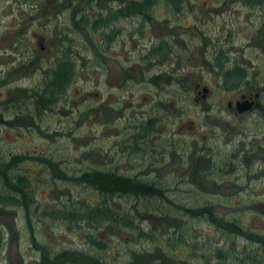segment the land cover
<instances>
[{
	"label": "rangeland",
	"instance_id": "rangeland-1",
	"mask_svg": "<svg viewBox=\"0 0 264 264\" xmlns=\"http://www.w3.org/2000/svg\"><path fill=\"white\" fill-rule=\"evenodd\" d=\"M67 3L71 2L0 0V162L16 154L24 156L11 167V173L21 172L28 178V220L34 240L56 252L74 249L98 254L103 264H137L132 258L136 253L162 264H239L237 252L251 256L261 245L252 237L248 240L223 232L219 219H232L240 230L264 236V111L237 113L233 106L239 94L256 88L262 89L264 100L260 8L241 0H183L175 11L156 2L146 22L138 15L125 16L88 38V33L73 30L70 20L71 11L78 13L86 6L79 3L65 8ZM118 4L96 0L89 11ZM106 30L114 31L115 37L104 47ZM65 32L73 40L72 50L77 51L76 76L51 108L45 107L42 113L30 110L29 94L42 78L41 61L49 60V46ZM163 39L171 49L165 59L159 53L148 54ZM85 43L89 47L84 48ZM220 50L228 64L241 65L248 76H254L252 89L221 86L219 72L206 65ZM29 61L32 64L27 66ZM150 113L159 117L152 135H156V153L158 141L176 144L175 152L155 155L164 158L157 169V162L125 147L133 121ZM252 134L258 137L261 157L260 148L254 156L247 146ZM239 138L246 143L242 158L253 169L237 167L227 158L221 165L219 157L237 149ZM194 144L206 149L214 161L210 170L217 173L216 184L198 182L189 190L186 183L177 182L173 189L176 178L171 174L183 173L188 167L180 155ZM37 154L42 160L31 158ZM45 159L57 162L69 175L105 167L140 180L155 177L166 182L169 189L164 197L150 203L134 195L106 196L108 206L129 211L163 246L139 239L117 223L96 225L86 218L76 222L54 217L51 208H85L103 196L84 184L55 179ZM168 201L208 205L215 217L185 215ZM136 211L140 217L134 215ZM30 227L21 206L0 205V264H39V251L29 241ZM87 235L105 243L104 247L97 248ZM219 248L223 256L217 258L214 252ZM243 264H253L252 259ZM254 264H264V251H259Z\"/></svg>",
	"mask_w": 264,
	"mask_h": 264
},
{
	"label": "trees",
	"instance_id": "trees-1",
	"mask_svg": "<svg viewBox=\"0 0 264 264\" xmlns=\"http://www.w3.org/2000/svg\"><path fill=\"white\" fill-rule=\"evenodd\" d=\"M28 1V0H23ZM96 0H69L71 3L64 4L65 8L72 7L73 5L83 4L81 10L76 13L74 9L71 11V24L73 25V30L75 32H86L89 37L90 34H93L97 30H104V28L109 27L114 24L116 19L125 18V16L132 17L135 15L140 16L142 23L146 22L150 16V13L153 9V6L156 2H163L164 5H169L170 8L177 11L179 9L181 2L183 0H116L118 1V6L111 8L107 7V9L98 10L95 13L89 11L91 5ZM97 1H105V0H97ZM246 5H254L259 7L262 12V21L264 22V0H241ZM77 14V15H76ZM262 28L264 29V23ZM76 32V33H77ZM104 32V31H102ZM115 37V32L106 30L105 35L103 37L104 42L103 46H107L108 42L112 41ZM63 39V41H61ZM91 40V39H89ZM63 42V44H62ZM93 42V41H92ZM73 40L67 32L63 33L62 38H58L53 40V44L49 46V52H51L49 60L47 59L41 61L43 67L39 66L42 73L41 81L38 82L39 86L35 87L29 95L31 98V102L29 103V109L36 110L39 113H42L45 107L51 108L55 105L56 101L60 98L61 94L66 91L67 86L70 84V81L73 80L76 76V65L78 59L75 55L77 51H73ZM168 42L163 39L160 40L157 45L152 46L149 50L148 54L151 56L159 55L162 60L165 59V56L171 51L170 46H168ZM84 48L89 47L87 43H85ZM83 59V58H82ZM79 60L80 62L82 61ZM226 55L220 50L217 52V56L214 58L213 62H207L206 65H209L211 68L218 71L221 78V86H223L226 90H232L234 88H239L240 86L247 85V88L252 89L255 84L254 76H248L246 74L245 67L231 63H227ZM211 63V64H210ZM27 66L32 64V61H29ZM176 80H179L176 77ZM158 116L154 113H150L145 118L137 120H132L131 129L128 131L129 134L127 136L128 140L126 141L125 147L129 149V152H140L141 155H146L150 162H157V165H154L157 169V166L162 165V158H157L155 155L161 156L162 151H169L171 153L175 152V145L166 144L164 141L159 142V152L156 153L155 149H157V145L155 141V136H152L155 126L158 123ZM158 134V133H157ZM236 150H232L230 154H226L224 157H219L220 161H222L221 165H224L227 158L230 162L236 164ZM151 156V157H149ZM210 155L206 149H202V146H197V144L189 145V148L184 149L182 155H180V160L183 164H187L188 167L184 169L183 173H174L171 174V177H175L176 179L173 189L176 188V184L183 183L187 184L190 190L191 188H196L195 184H206L209 183L211 186L216 184L215 177L217 173L212 172L210 168H213L214 161L209 158ZM31 158L33 159H41L40 155H34ZM203 158V160H201ZM24 159V156L20 154H16L11 156L7 161L0 162V177L2 181L3 189L0 190V205L2 207L5 206H21L24 211L25 220L30 227V222L28 220L29 216V207H30V195H29V181L28 178L25 177L21 172L11 173V167L14 166L17 161ZM194 159L196 161H194ZM47 161V162H46ZM194 161V162H193ZM42 162V161H41ZM46 167H49L55 179H63L65 182L74 181V183L80 185L84 184V186L92 188L97 195L103 196L100 201H94L91 205H84L85 208H77L74 205L71 206L70 209H66L63 207L51 208L54 210V217L63 216L66 219L74 218L76 222L82 220V218H86V220H94L93 222L96 225L101 224L103 222L107 223H117L119 228L126 227L139 239H149L150 242L154 245H162L161 242L151 235L147 230H143L139 219H135L129 211L126 209L118 210L117 207L108 206L107 197L110 196L112 198V194L127 196H136L137 198H143L144 202L150 203L152 199L162 198L164 197V191L168 188L166 182H160L157 178L153 177L152 180H140L137 179L136 176H128L126 174H120L115 171V169H106L105 167L101 168H90L89 170H81L79 174H68L63 167L58 166L59 164L52 159H45ZM193 162V163H192ZM192 163V164H191ZM160 177V175H157ZM234 185V184H233ZM178 188V187H177ZM110 199V198H109ZM168 199V198H166ZM143 202V203H144ZM174 208H177L180 213L190 214L191 217H197L199 215L204 216L205 214H209L211 217H215L211 215L209 211V206L200 205L196 203H192V205H185L184 203H180L179 201L173 203L168 201ZM169 212H165V216H169V218L174 217L173 215L168 214ZM158 214V213H157ZM135 216L140 217L138 211L134 212ZM149 216L155 217V214H148ZM161 215V214H159ZM222 231L227 234H233L237 236H243L244 238H248L250 240L251 234L249 232H244L240 230V225L233 221L222 220ZM30 227V239L33 245L39 251V264H63V263H78V264H103L100 261L98 254H89L87 251H77V250H66L56 252L55 250H51V248L45 243H37L34 240L33 232ZM149 230V229H148ZM88 241L92 244H95L97 248L104 247L105 243L99 241L98 239L92 237L91 235L86 236ZM154 245V246H155ZM163 246V245H162ZM161 246V247H162ZM159 247V246H158ZM219 248L215 251V256L217 258L222 257L223 254L220 252ZM237 252V250H236ZM137 256L141 255V253H136ZM134 254V255H136ZM240 257L237 256V261L239 264L250 263L252 257L246 256V253H238ZM133 256V255H132ZM131 256V257H132ZM132 257L138 261L137 264H162L161 262L151 261L148 257Z\"/></svg>",
	"mask_w": 264,
	"mask_h": 264
},
{
	"label": "flooded vegetation",
	"instance_id": "flooded-vegetation-1",
	"mask_svg": "<svg viewBox=\"0 0 264 264\" xmlns=\"http://www.w3.org/2000/svg\"><path fill=\"white\" fill-rule=\"evenodd\" d=\"M262 92H263L262 89L259 90V89L256 88L254 91H245L242 94H239V97H238L239 99H240V97H242L243 100L244 99H248L251 102L250 103V107L247 108V109H244V111H242V112H244V113L248 112V114H254L256 112L263 113L262 111H264V103L260 101L261 99L263 100V97H262V94H261ZM227 106H229V105H227ZM236 112L237 113H242V112H238V111H236ZM257 118H259V117H257ZM240 121H241L240 119L236 118V122L235 123L239 124ZM261 131H262V129L260 130V132ZM254 135L255 134L251 135L252 139H248L247 146L250 148V150H253L254 154L251 153V155H254V156L256 155L257 149L260 148L261 153L259 154V156L261 157L262 156V149H261V147L259 145L260 143L258 141V137L255 139ZM244 145H246V143H243V140L241 138H239L238 145L236 147L237 150H236L235 158H236V164L239 165L237 167H240V168L242 167V168L247 170V168L248 169L251 168V166H250L251 163L248 162V161L245 162L244 158H242V156L243 157L245 156L243 152L246 151ZM251 155H248V157L251 156ZM263 157H264V155H263ZM252 165H253V163H252ZM258 166H259V164L257 163V165H255L254 167L257 168ZM251 169H253V168H251ZM250 234H251V237H252L251 240L255 241V243H257V246H258V243H259V245H261L260 249H258V250L259 251H264V236H262V235L258 236L257 234H255L252 231L250 232ZM256 249L257 248H254V250L251 252V257H252L253 264H254V261H255V259H257V256L259 254V251L258 250L256 251Z\"/></svg>",
	"mask_w": 264,
	"mask_h": 264
},
{
	"label": "water",
	"instance_id": "water-1",
	"mask_svg": "<svg viewBox=\"0 0 264 264\" xmlns=\"http://www.w3.org/2000/svg\"><path fill=\"white\" fill-rule=\"evenodd\" d=\"M203 91H206V87L203 86L202 87ZM250 101L248 99H242V97H240V99H236L233 103V106L235 107L236 111L238 112H242L244 111V109H247L250 107ZM230 103H228L227 105H229Z\"/></svg>",
	"mask_w": 264,
	"mask_h": 264
}]
</instances>
